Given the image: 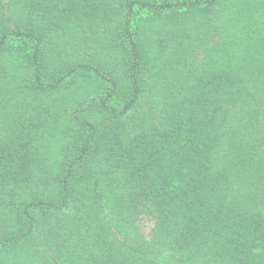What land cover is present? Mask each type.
Masks as SVG:
<instances>
[{
	"label": "trees",
	"instance_id": "obj_1",
	"mask_svg": "<svg viewBox=\"0 0 264 264\" xmlns=\"http://www.w3.org/2000/svg\"><path fill=\"white\" fill-rule=\"evenodd\" d=\"M0 264H264V0H0Z\"/></svg>",
	"mask_w": 264,
	"mask_h": 264
}]
</instances>
